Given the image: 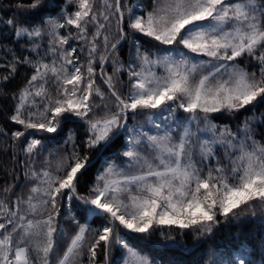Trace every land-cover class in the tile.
Instances as JSON below:
<instances>
[{"label": "snow or ice", "instance_id": "6c2138e0", "mask_svg": "<svg viewBox=\"0 0 264 264\" xmlns=\"http://www.w3.org/2000/svg\"><path fill=\"white\" fill-rule=\"evenodd\" d=\"M69 4L75 5L71 13ZM47 6L45 0H17L15 15L5 21L37 58L13 55L0 65L9 70L4 81L19 64L32 69L12 94L8 117L22 126L11 138L31 161L25 176L32 186L12 206L5 200L13 186L3 190L0 264H81L85 250L88 264H96L98 251L104 264H153L133 240L158 233L175 241L173 231L204 236L220 218L255 216L257 207L264 216V141L256 139L264 132L255 127H264V113L245 118L235 131L213 120L214 114L236 115L264 104V0H150L147 6L100 0L98 11L97 0H65L59 16L29 19ZM60 29L73 30L61 35ZM129 36V64L113 60L118 66L107 74L104 64ZM142 38L156 43L142 51ZM70 40L87 47L86 63L79 55L85 48ZM245 56L255 70L238 63ZM66 121L82 122L85 138L78 143L70 133V151H48L45 134L57 133ZM0 135L8 133L0 129ZM121 136L114 158L105 160L82 194L81 177ZM93 150L96 157L88 155ZM61 206L68 208L64 219L75 225L73 235L58 223ZM88 217L99 218V225L93 228ZM117 246L122 255L110 259ZM238 247L235 259L213 253L209 264H252L246 248Z\"/></svg>", "mask_w": 264, "mask_h": 264}, {"label": "trees", "instance_id": "16d2710c", "mask_svg": "<svg viewBox=\"0 0 264 264\" xmlns=\"http://www.w3.org/2000/svg\"><path fill=\"white\" fill-rule=\"evenodd\" d=\"M16 2L17 0H0V65H7L12 60L13 55L21 59L25 57L37 58L31 45L25 39L17 40L13 35V27L5 24L7 19L15 15ZM45 3L48 6L35 16L29 17L31 21L39 23L42 17L49 15L54 17L59 16L61 7L65 5V0H45ZM73 10L74 7H71L69 12L71 13ZM70 30L73 29H61V34L66 35L67 31ZM141 43L144 44L143 51L152 47L156 42L150 41L148 38H142ZM69 44L84 47V51H86V46L75 40H70ZM39 51L40 55L44 56L41 48ZM153 51H155V48H153ZM83 52L79 53L81 62L84 61ZM133 52L131 36H129L117 49L116 55L110 56L109 64L106 63L104 68L109 66L113 60L119 61L120 59L121 62L125 60L129 61ZM239 63L241 66L252 65L248 70H255V62L249 58L240 59ZM97 69H99V65H97ZM8 74L9 70L6 66L0 67V129L8 133V135H0V196L2 191L7 187L13 186L12 190L16 189L17 192H21L24 185H32L29 178L25 176L28 165L31 162L21 151V142L14 141L11 138V132L22 130V126L16 125L8 119L13 112L15 104V101L12 99V94L18 93L25 86L27 78L32 75V69L28 65L19 64L17 65L15 74L7 81H4L2 78ZM113 74L114 72L111 71V75ZM118 75L121 82L127 84V72L123 70ZM48 88L51 93H55L54 84L50 82ZM261 113H264V104H259L247 112L236 115L228 113L214 114L213 120L219 125H229L232 130H236L238 126H242L245 118L253 115L260 116ZM217 116L220 118H216ZM255 127L258 132H264V127H261L260 124H256ZM70 133L76 142L79 143L85 138V125L79 121L63 122L61 129L57 133L45 134L51 138L50 142L46 144V147L59 146L60 149L67 148L70 151L71 143L65 144ZM36 138L42 137L37 134ZM123 139V136H121L110 149H101L100 151H103L102 156L96 157V150L88 153V155L96 157L97 159L93 163V166L81 177L83 187L79 191L82 194L92 184L97 170H100L102 161L114 158L113 153L120 148ZM256 139L264 141V136L257 135ZM13 153H15V158H13ZM63 153L65 155L67 154L66 152ZM64 208L65 206H61L60 210H64ZM76 214L78 217L81 215V213ZM88 218H90V222L94 226L99 225V218ZM220 219L221 223L214 227L213 232L204 236H195L191 232L178 235L177 232L173 231L170 235L176 238L175 241H165L157 233L150 238H137L132 241V244L134 247L141 249L142 252L146 253L157 264H209L213 253L218 257L222 256L224 258H227L228 254L231 253L232 257L235 253L239 254L240 248L238 246L243 245L247 250L248 260H251L252 264H260L261 259L264 258V216L259 212V208H257V214L255 216L245 214L236 220L224 221L223 218ZM85 222V219L80 220V223ZM68 224H71V222ZM69 228L71 230L70 235H73L76 231L75 226L69 225ZM96 263H104V256L100 251L97 253Z\"/></svg>", "mask_w": 264, "mask_h": 264}, {"label": "rangeland", "instance_id": "374dc122", "mask_svg": "<svg viewBox=\"0 0 264 264\" xmlns=\"http://www.w3.org/2000/svg\"><path fill=\"white\" fill-rule=\"evenodd\" d=\"M124 2L125 3H127V4H132V3H142L143 5H145V6H147L149 3H150V0H124ZM71 7H74V10H75V5L74 4H69V5H67V11L69 12L70 11V8ZM99 8H100V0H97V11L99 10ZM73 10V11H74ZM70 13V12H69ZM56 17V16H55ZM114 30V29H113ZM90 31H91V28H90ZM60 33H61V29H60ZM62 35V34H61ZM132 39H133V37H131V41H132ZM41 44H42V46H41V50L43 51V54L45 53V51H46V49H47V47H48V38L47 37H45L44 39H43V41L41 42ZM100 52L102 53L103 52V48H101L100 49ZM83 54H84V57H83V59H84V61L82 62V63H86V58H87V47H86V51H84L83 52ZM49 59H51V57H48ZM245 58H248L247 56H245V57H243V58H241V59H245ZM119 61H120V59H119ZM130 61V60H129ZM129 61H120L124 66H125V68L127 67V65L129 64ZM240 62V60L238 61V63ZM109 64V63H108ZM106 65V64H105ZM104 65V66H105ZM111 65V66H110ZM109 66H107L106 68H104L105 69V71H106V73L107 74H109V75H111V71H113L114 72V67L115 66H118V65H113V63L111 62V64H110ZM97 71H99V69H97ZM123 70H121V72H122ZM158 71V73L160 72V70H157ZM120 72V73H121ZM96 83H97V85H99V87L101 88V90L102 91H104L105 93H107L106 92V88H105V86L101 83V80H100V78L98 77L97 78V81H96ZM55 86V85H54ZM54 94V93H53ZM233 131H235V130H233ZM47 148V150L48 151H51V152H54V153H57L58 152V150H60V147L59 146H53V147H46ZM59 155H65L63 152H59L58 153ZM219 154V153H218ZM43 155L44 156H47V151L46 152H44L43 153ZM31 162V161H30ZM104 162H105V160H103L102 161V165H101V167H100V170H103V167H104ZM26 178H28V177H26ZM32 185H24L23 186V189H24V191H23V189L21 190V192H17L16 191V189L15 190H12L11 192H9L8 194H7V199L5 200V203H8L9 204V206H12V203L11 202H14L15 200H16V197L17 196H21V195H23V196H27V194L28 193H26L27 192V189L28 188H30ZM0 199H4V193H3V191H2V194H1V196H0ZM61 208V207H60ZM258 208V207H257ZM60 213H61V216H60V218L58 219V223L60 224V225H62L65 229H67V231H68V234L70 235V232H71V230H70V228H69V225H71V226H75L74 224H68V223H66L65 222V219H64V217H67L68 216V208H67V206H65V208H64V210H60ZM87 222L88 223H90L91 224V226L93 227V228H95V227H97V226H94V224H92L91 222H90V218H87ZM65 243L66 242H64V243H62L61 245H60V250L62 251L63 250V248H64V246H65ZM139 249V248H138ZM139 250H141V249H139ZM123 249H121V248H119V246H117L114 250H113V252L111 253V256H110V259H112V258H119L121 255H122V253H123ZM142 254H144V255H147L146 253H144V252H142ZM238 255V253H235V255L234 256H232L231 258L232 259H235V257ZM86 256H87V252H86V250H85V259L83 260V261H81V264H88V260H87V258H86ZM148 256V255H147ZM222 257V256H221ZM148 258L150 259V257L148 256ZM224 258V257H223ZM151 260V259H150ZM153 261V260H152ZM97 264V263H96ZM102 264H104V263H102ZM153 264H157L156 262H154L153 261Z\"/></svg>", "mask_w": 264, "mask_h": 264}, {"label": "water", "instance_id": "95a60500", "mask_svg": "<svg viewBox=\"0 0 264 264\" xmlns=\"http://www.w3.org/2000/svg\"><path fill=\"white\" fill-rule=\"evenodd\" d=\"M122 42H123V41H121L120 45L122 44ZM120 45H118V47H119ZM96 159H97V158H95V159L93 160V163L96 161Z\"/></svg>", "mask_w": 264, "mask_h": 264}]
</instances>
